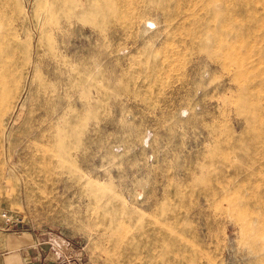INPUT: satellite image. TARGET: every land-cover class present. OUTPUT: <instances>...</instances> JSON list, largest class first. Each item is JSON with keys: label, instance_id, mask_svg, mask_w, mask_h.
<instances>
[{"label": "rangeland", "instance_id": "1", "mask_svg": "<svg viewBox=\"0 0 264 264\" xmlns=\"http://www.w3.org/2000/svg\"><path fill=\"white\" fill-rule=\"evenodd\" d=\"M263 7L0 0V207L65 264H264Z\"/></svg>", "mask_w": 264, "mask_h": 264}, {"label": "crops", "instance_id": "2", "mask_svg": "<svg viewBox=\"0 0 264 264\" xmlns=\"http://www.w3.org/2000/svg\"><path fill=\"white\" fill-rule=\"evenodd\" d=\"M0 232V264H56L65 261L59 253L40 237L24 229Z\"/></svg>", "mask_w": 264, "mask_h": 264}, {"label": "bare ground", "instance_id": "3", "mask_svg": "<svg viewBox=\"0 0 264 264\" xmlns=\"http://www.w3.org/2000/svg\"><path fill=\"white\" fill-rule=\"evenodd\" d=\"M4 1H7V0H4ZM70 1H71V0H70ZM80 1H81V0H80ZM82 1H83V0H82ZM92 1H93V0H92ZM104 1H105V0H104ZM109 2H110V1H109ZM6 3H7V2H5V4H6ZM61 3H62V2H61ZM97 3H98V2H97ZM113 3H114V2H113ZM113 3H110V4H113ZM256 3H257V2H256ZM63 4H66V3L63 2ZM81 4H83V3H81ZM84 4H85V3H84ZM84 4H83V5H84ZM107 4H108V3H107ZM3 5H4V4H3ZM72 5H75V3L72 4ZM76 5H77V4H76ZM91 5H92V4H91ZM94 5H95V4H94ZM114 5H115V4H114ZM114 5H112V6H114ZM255 5H256V4H255ZM259 5H260V4H259ZM109 6H110V5H109ZM80 7L82 8V5H81ZM105 7H106V6H105ZM4 8H5V6H4ZM62 8H63V6H62ZM85 8H86V7H85ZM97 8H98V5H97ZM107 8H109V7H107ZM111 8H112V7H111ZM90 9L94 10V8H90ZM104 9H105V8H104ZM104 9H103V10H104ZM263 9H264V7H263L261 10H263ZM81 10H82V9H80V11H81ZM96 10H97V9H96ZM2 11H3V10H2ZM69 11H70V10H69ZM97 11H98V10H97ZM58 12H59V11H58ZM98 12H99V11H98ZM104 12H105V11H104ZM263 12H264V11H263ZM4 13H5V12H4ZM66 13H67V12H66ZM1 14H2V13H1ZM59 14H60V13H59ZM61 14H62V13H61ZM63 14H64V13H63ZM69 14H70V12H69ZM72 14H74V13H72ZM78 14H79V13H78ZM97 14H100V13H97ZM7 15H8V14H7ZM51 16H52V15H51ZM59 16H60V15H59ZM61 16H62V15H61ZM64 16H65V14H64ZM66 16L69 17V15H66ZM2 18H3V17H2ZM53 18H54V17H53ZM62 18H63V17H62ZM12 19H13V18H12ZM65 19H66V18H65ZM6 20H7V19H6ZM58 20H59V18H58ZM60 21H61V19H60ZM63 21H65V20H63ZM3 22H4V20H3ZM56 22H57V21H56ZM1 25H2V24H0V26H1ZM58 25H59V24H58ZM60 25H61V24H60ZM4 26H5V25H4ZM56 28H58V27H56ZM0 29H1V28H0ZM0 31H1V30H0ZM0 34H1V32H0ZM17 36H18V35H17ZM22 36H23V35H22ZM0 37H1V35H0ZM2 38H3V37H2ZM17 38H18V37H17ZM14 41H15V40H14ZM57 41H58V40H57ZM2 43H3V42H2ZM2 43H1V44H2ZM6 45L8 46V44H6ZM17 45H18V44H17ZM65 45H66V44H65ZM1 46H2V45H1ZM10 47H11V48H14V47H12V46H10ZM5 48H6V47H4V49H5ZM11 48H10V50H11ZM67 48H68V47H67ZM0 49H1V48H0ZM64 49H65V48H64ZM8 50H9V48H8ZM10 50L7 51V49H6L7 52H5V54L8 53V52H10ZM12 51H13V50H12ZM12 51L10 52V55H11ZM60 51H62V50H60ZM65 51H66V50H65ZM68 51H69V50H68ZM66 52H67V51H66ZM0 54H1V52H0ZM16 54H17V53H16ZM16 54H15V55H16ZM66 54H68V53H66ZM1 55L3 56L4 54L2 53ZM6 55H7V54H6ZM12 55H13V54H12ZM12 55H11V56H12ZM39 55H40V54H39ZM6 57H8V56H6ZM12 57H13V56H12ZM1 58H2V57H1ZM12 59H13V58H12ZM12 59H11V60H12ZM33 59H34V58H33ZM15 60H16V59H15ZM15 60H14V61H15ZM66 60H67V59H66ZM8 61H10V60H8ZM11 62H12V61H11ZM67 62H68V61H67ZM0 63H1V62H0ZM8 63H9V62H8ZM12 63H13V62H12ZM16 63H17V62H16ZM32 63H34V62H32ZM60 63H61V62H60ZM9 65H10V64H9ZM9 65H8V66H9ZM15 65H16V64H15ZM6 66H7V65H6ZM8 66H7V68H8ZM10 66H11V65H10ZM12 66H13V65H12ZM37 66H38V64H37ZM60 66H61V64H60ZM0 67H2V66H0ZM14 67H15V66H14ZM55 67H56V66H55ZM57 67H58V66H57ZM74 67H75V66H74ZM87 68H88V67H87ZM4 69H6V67H5ZM14 69H15V68H14ZM56 69H57V68H56ZM88 69H90V68H88ZM1 70H3V69H1ZM7 70H8V69H7ZM10 70L12 71V69H10ZM59 70H60V69H59ZM3 71H4V70H3ZM5 72H7V71H5ZM62 72H63V71H62ZM62 72H61V75H60V74H59V75H60V77L62 76V81H63L64 78H63ZM64 72L66 73L65 70H64ZM7 73H8V72H7ZM55 73L58 74V72H55ZM65 73H63V74L65 75ZM80 73H81V72H80ZM80 73H78V74H80ZM1 74H4V77H5V73L2 72ZM1 74H0V75H1ZM10 74H13V73H9L8 75H10ZM57 74H56V75H57ZM74 74H75V73H74ZM90 74H91V73H90ZM59 75H58V76H59ZM68 75H69V74H68ZM70 75H71V74H70ZM75 76H76V75H75ZM89 76H90V75H89ZM48 77H49V76H48ZM55 77H56V76H55ZM60 77H59V78H60ZM64 77H65V76H64ZM73 77H74V76H73ZM13 78H14V76H13ZM56 78H57V77H56ZM65 78H66V77H65ZM67 78H68V77H67ZM67 78H66V80H67ZM91 78H92V77H91ZM1 79H3V78L1 77ZM7 79H8V78H7ZM15 79H16V78H15ZM51 79H52V78H51ZM77 79H78V77H77ZM88 79H89V78H88ZM11 80H12V79H10V81H11ZM13 80H14V79H13ZM16 80H19V79H16ZM16 80H14V81H16ZM56 80H57V79H56ZM72 80H75V79H72ZM86 80H87V79H86ZM2 81H3V80H1V82H2ZM20 81H21V80H20ZM54 81H55V80H54ZM75 81H76V80H75ZM78 81H79V79H78ZM83 81H84V80H83ZM11 82H12V81H11ZM49 82H50V80H49ZM59 82H60V81H59ZM85 82H86V81H85ZM2 83H3V82H2ZM12 83H13V82H12ZM51 83H53V81H52ZM67 83H68V82H67ZM67 83H66V85H67ZM73 83H74V82H73ZM60 84H61V83H60ZM81 84H83V82H82ZM86 84L88 85V83H86ZM17 85H18V87H19V84H17ZM74 85H75V84H74ZM77 85H79V83H78ZM77 85H76V86H77ZM0 86H1V85H0ZM56 86H57V85H56ZM60 86H61V85H60ZM14 87H17V86L14 85ZM51 87H52V89H53V86H51ZM64 87H65V86H64ZM66 87H67V86H66ZM66 87H65V89H66ZM77 87H78V89H81V85H80V86H77ZM79 87H80V88H79ZM82 87H83V86H82ZM85 87H86V85H85ZM90 87H91V86H90ZM12 88H13V86H12ZM75 88H76V87H75ZM75 88H74V89H75ZM88 88H89V86H88ZM88 88H87V90H88ZM4 89H5V88H4ZM49 89H51V88H49ZM69 89L72 90L71 87H69ZM69 89H68V90H69ZM82 89L84 90V88H82ZM2 90H3V89H2ZM53 90H54V89H53ZM60 90H61V89H60ZM60 90H59V91H60ZM71 90H70V91H71ZM87 90H86V92H87ZM6 91H7V90H6ZM14 91H15V90H14ZM14 91H13L12 93H15ZM64 91H65V90H64ZM74 91H75V90H74ZM88 91H89V90H88ZM54 92H55V90H54ZM71 92H72V91H71ZM81 92H82V90H81ZM81 92H80V93H81ZM83 92H84V91H83ZM2 93H4V92H2ZM44 93H45V92H44ZM57 93H58V92H57ZM63 93H64V92H63ZM69 93H70V92H69ZM7 94H8V93H7ZM84 94H87V93H84ZM1 95H2V94H1ZM5 95H6V94H5ZM8 95H9V94H8ZM46 95H47V94H46ZM53 95H55V94H53ZM53 95H52V96H53ZM56 95H58V94H56ZM60 95L63 96V94H60ZM6 96H7V95H6ZM42 96H44V95H42ZM8 97H9V96H8ZM86 97L88 98V95H86ZM5 98H6V97H5ZM9 98H11V96H10ZM41 98H42V97H41ZM53 98L55 99V97H53ZM62 98H63V97H62ZM48 99H49V96H48ZM56 99H57V98H56ZM60 99H61V98H60ZM64 99H66V98H64ZM64 99H63V100H64ZM50 100H51V98H50ZM37 101H38V100H37ZM42 101H43V98H42ZM55 101H56V100H55ZM55 101H54V103H55ZM57 101H58V100H57ZM45 103H47V102H45ZM50 103H53V101L50 102ZM57 103H58V102H57ZM87 103H89V102H87ZM59 104H60V103H59ZM59 104H58V106H59ZM61 104H62V103H61ZM63 104H64V102H63ZM85 104H86V103H85ZM85 104H83V105H85ZM64 105H66V104H64ZM68 105H69V104H67V106H68ZM78 105H79V104H78ZM86 105H87V104H86ZM38 106H39V105H38ZM51 106L53 107V104H52ZM54 106H55V104H54ZM56 106H57V105H56ZM46 107H47V106H46ZM76 107H77V105H76ZM84 107H85V106H84ZM40 108H41V107H40ZM40 108H39V109H40ZM44 108H45V107H44ZM55 108H56V107H55ZM59 108H62V107H59ZM86 108H87V107H86ZM88 108H89V107H88ZM37 109H38V108H37ZM66 109H67V107H66ZM66 109H65V110H66ZM72 109H73V108H72ZM81 109H82V107H81ZM50 110H51V109H50ZM50 110L48 111L49 113H50ZM54 110H56V109H54ZM70 110H71V109H70ZM43 111H45V109H44ZM46 111H47V110H46ZM62 111H64V110H62ZM84 111H85V110H84ZM84 111H82V113H83ZM41 112H42V111H41ZM51 112H52V111H51ZM57 112H58V111H57ZM67 112H68V111H67ZM44 113H46V112H44ZM52 113H55V111L52 112ZM52 113H51V114H52ZM61 113L63 114V112H61ZM65 113H66V112H65ZM65 113H64V114H65ZM85 113H86V112H85ZM39 114H41V113H39ZM62 114H61V115H62ZM37 115H38V114H37ZM47 115H48V113H47ZM56 115H57V114H56ZM61 115H60V117H61ZM42 116H43V115H42ZM49 116H50V115H49ZM52 116H53V115H52ZM58 116H59V115H58ZM80 116H81V114H80ZM37 117H38V116H37ZM37 117L35 118V119H37V120H35V123H36V121H38V118L40 117V115H39L38 118H37ZM45 117H47V116H45ZM60 117H59V119H61ZM62 117H63V116H62ZM75 117H76V116H75ZM75 117H74V118H75ZM77 117H78V114H77ZM40 118H41V117H40ZM42 118H44V117H42ZM51 118H52V117H50V119H51ZM55 118H56V117H55ZM55 118L53 119L54 121H55L56 119H58V117H57L56 119H55ZM74 118H72V119L74 120ZM46 119H47V118H46ZM63 119H64V118H63ZM65 119H66V118H65ZM68 119H69V118H68ZM42 120H44V119H42ZM51 120H52V119H51ZM70 120H71V118H70ZM70 120H68V121L70 122ZM73 120H72V121H73ZM246 120H247V119H246ZM255 120H256V119H255ZM58 121H59V120H58ZM39 122H40V120H39ZM41 122H42V121H41ZM44 122H45V121H44ZM48 123H49V120H48ZM52 123H53V122H52ZM58 123H59V122H58ZM65 123H67V122L65 121ZM73 123H74V121H73ZM54 124L56 125V122H55ZM54 124H53V125H54ZM40 125H41V124H40ZM51 125H52V124H51ZM53 125H52V126H53ZM60 125H62V124H60ZM72 125H73V124H72ZM36 126H37V125H36ZM249 126H250V125H249ZM37 127H38V126H37ZM44 127H45V126H44ZM62 127H63V126H62ZM66 127H67V126H66ZM34 128H36L35 125H34ZM40 128H41V127H40ZM57 128H58V127H57ZM38 129H39V128H38ZM36 130H37V129H36ZM39 130H40V129H39ZM39 130H38V131H39ZM49 130H50V129H49ZM52 130H53V129H52ZM60 130L63 131L62 128H61ZM232 130L234 131V129H232ZM45 131H46V129H44V132H45ZM67 131H68V130H67ZM70 131H71V130H70ZM246 131H247V130H246ZM39 132H40V131H39ZM39 132H38V133H39ZM44 132H43V133H44ZM50 132H51V130H50ZM68 132H69V131H68ZM68 132H67V133H68ZM71 132H72V131H71ZM25 133H26V132H25ZM52 133H53V132H52ZM62 133H63V132H62ZM62 133H61V134H62ZM32 134H33V133H32ZM32 134H31V135H32ZM48 134H49V133H48ZM70 134H71V133H70ZM26 135H27V134H26ZM31 135H30V136H31ZM33 135H34V134H33ZM46 135H47V134H46ZM244 135H246V134H244ZM39 136H40V134H39ZM41 136H42V135H41ZM55 136H56V135H55ZM36 137H38V135H37ZM47 137H48V136H47ZM231 137H232V136H231ZM247 137H248V135H247ZM30 138H31V137H30ZM38 138H39V137H38ZM67 138L69 139V137H67ZM233 138H234V137H233ZM237 138H238V137H237ZM244 138H245V136H244ZM24 139H25V138H24ZM32 139H33V138H32ZM41 139H42V138H41ZM41 139L39 138V140H41ZM52 139H53V137H52ZM60 139L64 140L63 138H60ZM60 139H59V141H60ZM229 139H230V138H229ZM231 139H232V138H231ZM241 139H242V138H241ZM25 141H26V140H25ZM54 141H55V140H54ZM236 141H237V140H235V142H236ZM52 142H53V141H52ZM69 142H70V141H69ZM230 142H231V141H230ZM240 142H241V141H240ZM68 145H69V144H68ZM238 145H239V144H238ZM238 145H237V147H238ZM70 146H71V145H70ZM235 146H236V145H235ZM68 147H69V146H68ZM231 147H232V146H231ZM25 148H26V147H25ZM29 148H30V147H29ZM26 149H27V148H26ZM232 149H233V147H232ZM27 150H28V149H27ZM27 150H26V151H27ZM237 150H238V149H237ZM26 151H25V152H26ZM52 151H53V150H52ZM52 151H51V152H52ZM72 151H73V150H72ZM27 152H28V151H27ZM30 152H31V151H30ZM234 152H235V151H234ZM66 153H68V152H66ZM70 153H71V152H70ZM234 154H235V153H234ZM50 155H53V154H50ZM66 155H67V154H66ZM52 157H53V156H52ZM70 158H71V157H70ZM27 163H28V162H27ZM37 164H38V163H37ZM5 167H6V166H5ZM5 167H4V168H5ZM252 168H253V167H252ZM236 169H237V168H236ZM4 170H5V169H4ZM7 170H8V169H7ZM4 174H5V173H4ZM254 184H255V183H254ZM224 185H225V184H224ZM230 186L232 187V185H230ZM230 186H229V187H230ZM247 186H248V185H247ZM262 187H263V186H262ZM247 188H249V187H247ZM226 189H227V188H226ZM231 189H232V188H231ZM257 190H258V188H257ZM260 190H261V189H260ZM218 193H219V192H218ZM222 193H223V192H222ZM226 194H227V193H226ZM243 194H244V193H243ZM224 196H225V195H224ZM229 197H230V196H229ZM246 197H247V196H246ZM248 199H250V198H248ZM239 200H240V199H239ZM239 200H238V201H239ZM245 200H246V199H245ZM252 200H253V199H252ZM254 200H255V198H254ZM230 201H231V200H230ZM242 201H243V200H242ZM239 202H240V201H239ZM254 202H256V201H254ZM234 203H235V201H234ZM245 203H246V202H245ZM245 203H244V204H245ZM257 203H258V201H257ZM232 205H233V204H232ZM240 205H241V203H240ZM234 206H235V205H234ZM245 206H246V205H245ZM232 207H233V206H232ZM242 207L244 208V205H243ZM227 209H228V208H227ZM237 209H238V208H237ZM239 211H240V210H239ZM243 211H244V209H243ZM233 212H234V211H233ZM241 212H242V208H241ZM245 213H248V211H247V212L245 211ZM241 214H242V213H241ZM241 214H240V216H241ZM248 214H250V213H248ZM253 215H254V214H253ZM245 216H246V214H245ZM254 216H255V215H254ZM259 216H260V215H259ZM247 217H248V216H247ZM250 217H253V216L251 215ZM250 217H249V218H250ZM242 218H243V216H242ZM254 218H255V217H254ZM238 219H240V218H238ZM247 219H248V218H247ZM247 219H246V220H247ZM255 219H256V218H255ZM244 221H245V220H244ZM253 221H254V220H253ZM254 222H255V221H254ZM254 222H253V223H254ZM257 222H258V221L256 220V223H257ZM259 222H260V221H259ZM156 224H157V223H156ZM159 224H160V223H159ZM159 224H158V225H159ZM248 224H249V223H248ZM163 225H164V224H163ZM252 225H254V224H252ZM262 225H263V224H262ZM165 226H166V225H165ZM249 226H250V225H249ZM260 226H261V224H260ZM160 227H161V224H160ZM169 227H170V226H169ZM255 227H257V226H255ZM164 228H165V227H164ZM170 228H171V227H170ZM246 228H247V226H246ZM250 228H251V227H250ZM253 228H254V227H253ZM257 228H258V227H257ZM156 229H157V228H155L153 231H155ZM244 229H245V228H244ZM127 230H128V228H127ZM127 230H126V231H127ZM261 230H262V229H261ZM261 230H260V231H261ZM128 231H129V230H128ZM157 231H158V230H157ZM159 231H160V230H159ZM159 231H158V232H159ZM251 231H253V230H251ZM254 231H255V230H254ZM254 231H253V232H254ZM260 231L258 230V233H259ZM161 232H162V230H161ZM167 232H168V231H167ZM169 232H170V231H169ZM179 232H180V231H179ZM249 232H250V230H249ZM256 232H257V231H256ZM256 232H255V233H256ZM124 233H125V232H124ZM155 233H157V232H155ZM171 233H172V232H171ZM176 233H177V232H176ZM244 233H245V232H244ZM127 234H128V233H127ZM127 234H126V235H127ZM149 234H150V233H149ZM184 234H185V233H184ZM256 234H257V233H256ZM124 235H125V234H124ZM150 235H151V234H150ZM161 235H162V234H161ZM164 235H165V233H164ZM164 235H163V236H164ZM170 235H171V234H170ZM172 235H173V234H172ZM182 235H183V234H182ZM182 235H181V236H182ZM199 235H200V234H199ZM246 235H247V234L245 233V236H246ZM252 235H253V237H255L254 234H251V236H252ZM144 236H145V235H144ZM153 236H154V235H152V237H148V236H147V237H148V238H153ZM165 236H166V235H165ZM173 236H174V235H173ZM179 236H180V235H179ZM200 236H201V235H200ZM247 236H248V235H247ZM259 236H260V235H259ZM159 237H160V234H159ZM161 237H162V236H161ZM174 237H176V236H174ZM248 237H249V236H248ZM260 237H261V236H260ZM262 237H264V236H262ZM156 238H157V237H156ZM177 238H178V237H177ZM179 238H181V237H179ZM251 238H252V237H251ZM153 239H155V237H154ZM157 239H158V238H157ZM157 239H155V242L157 241ZM159 239H160V238H159ZM167 239L169 240V238L166 237V242H167ZM172 239H173V238H171L170 241H172ZM183 239H185V238H182V241H183ZM198 239H199V238H198ZM261 239H262V238H261ZM261 239L258 240V241H260V242L264 241V240H261ZM151 240H152V239H149V242H150ZM161 240H162V239H160V241H161ZM202 240H204V239H202ZM246 240H247V239H246ZM249 240H250V237H249ZM152 241H153V240H152ZM160 241H159V243L157 242V243H158L157 245H156V244H155V245L158 246V245L161 243ZM185 241H187V240H185ZM207 241H208V239H207ZM147 242H148V240H147ZM153 242H154V241H153ZM155 242H154V243H155ZM163 242H164V241H163ZM171 243H172V242H170V245H166L167 243L165 244V245H166V249H168V252H169V253H170V250H169V249H170V248H173V244H171ZM181 243H182V242H181ZM184 243H186V242H184ZM202 243H203V242H202ZM262 243H263V242H262ZM148 244H151V243H147V246H148ZM152 244H153V243H152ZM152 244H151V245H152ZM174 244H176V243L174 242ZM177 244H178V243H177ZM177 244H176V246H177ZM246 244H247V243H246ZM153 245H154V244H153ZM165 245H163V246L165 247ZM255 245H256V244H255ZM174 246H175V245H174ZM182 246H183V245H182ZM258 246H259V245H258ZM148 247H149V246H148ZM148 247H147V248H148ZM152 247H154V246H152ZM159 247H160V246H159ZM177 247H178V246H177ZM191 247H192V246H191ZM194 247H195V246H194ZM196 247H197V246H196ZM250 247H251V246H250ZM250 247H249V248H250ZM254 247H255V246H254ZM254 247H253V248H254ZM263 247H264V245H263ZM184 248H185V247H184ZM187 248H188V247H187ZM260 248H261V245H260ZM151 249H152V248H151ZM153 249H154V248H153ZM156 249H157V248H156ZM156 249H155V250H156ZM166 249H165V250H166ZM177 249H179V248H177ZM171 250H172V249H171ZM181 250H182V252H183V250H184V253L187 252L186 249H182V248H181ZM194 250H195V249H194ZM201 250H202V248H201ZM150 251H151V250H150ZM159 251H160V250H159ZM185 251H186V252H185ZM203 251H204V250H203ZM253 251L255 252L256 250H253ZM253 251H252V252H253ZM259 251H260V250H259ZM161 252H162V251H161ZM161 252H160V253H161ZM163 252H165V251L163 250ZM168 252H167V253H168ZM176 252H177V250H176ZM179 252H180V251H179ZM201 252H202V251H201ZM256 252H257V251H256ZM147 253H148V252H147ZM155 253H156V252H155ZM203 253H204V252H203ZM203 253H202V254H203ZM162 254H163V253H162ZM165 254H166V253H164V256H165ZM174 254H176V253H174ZM178 254H179V253H178ZM187 254H188V253H187ZM254 254H256V253H254ZM146 255H147V254H146ZM149 255L152 257L154 254H153V255H152V254H148V256H149ZM158 255H159V254H158ZM181 255H182V254H181ZM181 255H180V256H181ZM203 255H204V254H203ZM154 256H155V255H154ZM156 256H157V254H156ZM156 256H155V257H156ZM160 256H161V254H160ZM164 256H161V257H164ZM197 256H198V255H197ZM204 256H205V255H204ZM155 257H154V258H155ZM161 257H160L159 259H161ZM166 257H167V256H166ZM168 257H169V255H168ZM168 257H167L166 259H169ZM170 257H171V256H170ZM185 257H186V256H185ZM199 257H200V256H199ZM199 257H197V258H199ZM146 258H147V256H146ZM148 258H149V257H148ZM152 258H153V257H152ZM152 258H151V260H152ZM154 258H153V259H154ZM180 258H181V257H180ZM164 259H165V258H164ZM172 259H173V257H172ZM174 259H178V257H176V258H174ZM186 259H187V258H186ZM194 259H195V258H194ZM148 260H149V259H148ZM199 260H200V259H199ZM149 261H150V260H149ZM149 261H148V262H149ZM161 261H162V260H161ZM169 261L172 262V260H169ZM151 262L153 263L154 261H151ZM164 262H165V261H162V264H164ZM181 262H182V261H181ZM166 263H167V262H166ZM168 263H169V262H168ZM177 263L179 264V262H177ZM182 263H183V262H182ZM197 263H198V262H197ZM157 264H158V263H157ZM170 264H171V263H170ZM172 264H173V262H172ZM174 264H176V262H175ZM184 264H185V263H184Z\"/></svg>", "mask_w": 264, "mask_h": 264}, {"label": "built area", "instance_id": "4", "mask_svg": "<svg viewBox=\"0 0 264 264\" xmlns=\"http://www.w3.org/2000/svg\"><path fill=\"white\" fill-rule=\"evenodd\" d=\"M24 225L19 214L0 207V232L20 231ZM56 264H65V262Z\"/></svg>", "mask_w": 264, "mask_h": 264}]
</instances>
